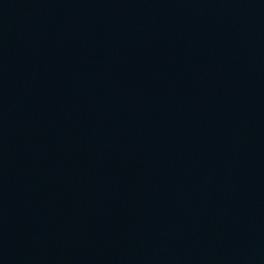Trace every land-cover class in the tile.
I'll return each mask as SVG.
<instances>
[{
	"label": "water",
	"instance_id": "water-1",
	"mask_svg": "<svg viewBox=\"0 0 264 264\" xmlns=\"http://www.w3.org/2000/svg\"><path fill=\"white\" fill-rule=\"evenodd\" d=\"M0 264H264V0H0Z\"/></svg>",
	"mask_w": 264,
	"mask_h": 264
}]
</instances>
